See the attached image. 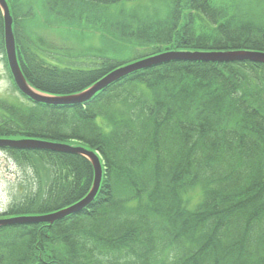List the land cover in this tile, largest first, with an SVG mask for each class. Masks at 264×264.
Segmentation results:
<instances>
[{
    "label": "trees",
    "instance_id": "obj_1",
    "mask_svg": "<svg viewBox=\"0 0 264 264\" xmlns=\"http://www.w3.org/2000/svg\"><path fill=\"white\" fill-rule=\"evenodd\" d=\"M7 1L19 63L37 91L69 97L123 65L100 57L92 67L62 66L32 39L29 21L40 6L58 23H97L111 7L139 0ZM109 27L124 41L148 45V55L181 48L264 52V23L251 19L235 0H174L165 17L130 14L114 17ZM3 33L0 7L4 52ZM23 97L18 102L0 96V139L78 142L97 151L103 176L90 204L48 222L46 216L91 192V160L47 148L0 147L29 173L19 178V196L0 212L11 220L0 225V264H264V183L225 168L235 165L230 155L236 153L227 151L235 147L251 166L264 164V128L254 124L255 119L264 125L263 63L173 59L131 72L82 104L47 105ZM208 106L215 110L211 117L202 113ZM192 113L214 132L208 141V133L192 123L206 141L205 151L185 130L179 134L183 117ZM216 119L221 128L212 124ZM257 171L263 174L264 167ZM169 176L175 181L167 182ZM191 183L204 190L203 211L185 205ZM187 219L221 244L213 261H201L206 254L187 247L181 224ZM221 221L224 235L218 232Z\"/></svg>",
    "mask_w": 264,
    "mask_h": 264
},
{
    "label": "rangeland",
    "instance_id": "obj_2",
    "mask_svg": "<svg viewBox=\"0 0 264 264\" xmlns=\"http://www.w3.org/2000/svg\"><path fill=\"white\" fill-rule=\"evenodd\" d=\"M123 2L117 8V12L133 13L140 16L143 15H157L164 17L171 5V0H143L140 4ZM240 8L245 11L251 19L255 18L264 23V0H242L239 3ZM114 6L113 8H115ZM123 14H118L122 16ZM31 30L35 35H40L48 42L50 49L56 58L64 60L65 63H79L83 61L91 62L93 57H79L73 58L75 53H91L98 52L104 55H109L119 61L121 64H127L137 61L147 54L151 53V49L136 44H125L119 41L108 30V21L102 17L97 21L102 30H95L89 28L90 23H80L76 26L58 27L53 24L41 7H37V17L33 19ZM75 52V53H74ZM0 96L9 98L13 101L20 102V97L13 86L9 77V72L6 67L3 55L0 52ZM26 167L19 166L14 159L9 155L0 151V211L4 210L16 196H19L18 189L19 178H24L29 173L25 170ZM196 188V187H195ZM194 188V189H195ZM198 190V189H197ZM191 194V193H190ZM188 196V198L192 195ZM121 195V191L118 193ZM199 196V193L191 198L194 203ZM201 196V195H200ZM199 196V197H200Z\"/></svg>",
    "mask_w": 264,
    "mask_h": 264
},
{
    "label": "water",
    "instance_id": "obj_3",
    "mask_svg": "<svg viewBox=\"0 0 264 264\" xmlns=\"http://www.w3.org/2000/svg\"><path fill=\"white\" fill-rule=\"evenodd\" d=\"M0 6L3 10L4 14V39H5V48L8 56L9 66L14 75L16 83L19 89L38 102H45L48 104H77L82 103L89 100L92 96H94L99 90L110 84L111 82L127 75L129 71L141 69L144 67L153 66L164 61H168L171 59H180V58H196L205 61H220V62H231V61H254V62H264V53L262 52H253V51H234V52H215V53H206V54H189V53H178V52H167L158 56H154L152 58L144 59L139 62H136L131 65H127L121 67L114 72L110 73L100 82H98L95 86H93L87 92L81 93L79 95L69 96V97H52L41 94L35 91L30 85L27 83L25 77L23 76L18 58L16 53V42L12 28V16L10 14V10L6 0H0ZM0 145H10L18 148H47L54 151H67L74 153H81L87 155L95 169V179H94V187L91 193L86 196L82 201L77 204L71 206L70 208L63 210L59 213L53 214L51 216L45 217V220L53 221L54 219H59L67 214L78 212L85 206H87L94 198L102 178V166L99 157L94 151L87 150L83 147L79 146H71L67 144H57V143H48L44 141H33V140H0ZM7 221L0 220V224H4Z\"/></svg>",
    "mask_w": 264,
    "mask_h": 264
},
{
    "label": "bare ground",
    "instance_id": "obj_4",
    "mask_svg": "<svg viewBox=\"0 0 264 264\" xmlns=\"http://www.w3.org/2000/svg\"><path fill=\"white\" fill-rule=\"evenodd\" d=\"M150 45H152V44H150ZM186 51H187V49L181 48L179 50V53H186ZM106 56L109 57V58H113V57H111L109 55H106ZM154 56L155 55H148L147 54L145 57H143V58H141V59H139L137 61L127 63L126 66L127 65H131V64H134V63L139 62V61L144 60V59L152 58ZM217 62L224 63L223 61L222 62L217 61ZM219 65L220 64H217L215 66L218 67ZM217 67H215L214 71L215 70L216 71H220L219 70L220 67L219 68H217ZM144 68H146V67H144ZM134 71H136V70L129 71V73L134 72ZM81 93L82 92L77 93V94H74V95H79ZM231 93L232 94H230V95L232 97H235L236 96L235 95V93H236V90L235 89H233L231 91ZM202 113L205 114V115H207V116H209V117H211L212 115L215 114V110L212 109L210 106H208V107H204L203 108ZM183 119H184V121H185L186 124H185V126H181V128L179 129V134L183 130H185L186 133L190 134L193 137V140L196 138V140L199 142V144L202 147V149H204L205 142L206 141L203 140L202 137L198 133H196V132H194V130H192V128H191V126H193L192 123H194L196 126L202 128V129H204L208 133V141H211L213 139V137H214L213 130L211 128L207 127L206 122L197 113H192V114H190L189 117H187V118L186 117H183ZM211 122H212L213 125L215 124V125H217L218 127L221 128L220 119H216L214 122L212 120ZM254 124L256 125V127L258 129H260V131L263 130L264 125L261 124V123H259V122H257L255 119H254ZM226 147H228V145ZM203 151H205V149ZM227 151H229V152L234 151L236 154L230 155L234 159L235 165L234 164H229L227 166L225 165V168L226 169H228V170H234L235 173H237V174L240 173L241 175H243L242 177L248 178L246 180L249 181V182L264 183V173L261 174L259 171H257L258 168H263L264 167L263 161H257L255 163V165H253L254 166L253 167V166H251L248 163L247 160H244L243 159V157L240 155V149L238 147H235V148H227ZM214 152H215L214 150H210L209 157L215 158L214 157L215 154H213ZM234 152H232V153H234ZM228 163H230V162H228ZM131 177H134L135 178L136 177V173L132 174ZM177 178L178 179H183L186 182L189 179L188 177H182V176L181 177H177ZM94 179H95V169H94ZM169 180L175 181V179H172L170 176H169L167 182ZM142 183L143 184H148L147 181L142 182ZM197 185H198L197 183H191L190 184V186H197ZM196 192L198 193L197 190L191 191V194L189 193L190 195H192V196H190V198H192L196 194ZM186 197H187V194L183 195V200ZM186 204L187 203H185V205ZM204 204L205 203L202 202V201H200V202L199 201H195L194 203L190 204L188 206V208L189 209H195L197 207L196 209H198L199 211H203L204 210ZM170 210L171 211H178V209L176 207H170ZM168 213H170V212L168 211ZM222 221H223V219H222ZM222 221H221V223H219L218 232L221 233L222 235H224V233H225L224 232V228L225 227H224ZM181 224H182V226L185 229V230H183V233H184L183 239L187 242V247L190 250L197 249L199 252H200V250H202L206 255H204L203 253L200 252L201 255H202L201 261L202 260H205V259H210L211 261H213L214 260L213 259V256L215 255L216 248L218 246H221V244H219L218 246H216L215 241H212L209 237H207L206 234L204 235L202 233L201 229L197 228V224L195 222H193L192 220H189V219L183 220L181 222Z\"/></svg>",
    "mask_w": 264,
    "mask_h": 264
}]
</instances>
